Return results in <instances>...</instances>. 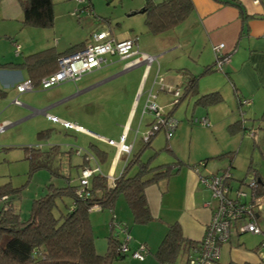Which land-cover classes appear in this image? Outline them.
Returning a JSON list of instances; mask_svg holds the SVG:
<instances>
[{
  "label": "crops",
  "instance_id": "obj_1",
  "mask_svg": "<svg viewBox=\"0 0 264 264\" xmlns=\"http://www.w3.org/2000/svg\"><path fill=\"white\" fill-rule=\"evenodd\" d=\"M18 1L0 0V40L1 35H4L7 40L8 36L14 38L12 41L10 38L9 43L6 41L0 43L5 50V53L0 56V64L20 62L24 55L48 46H53L57 52H64L69 48L76 50L91 32L101 30L95 28L86 35L84 40L69 39L60 42L57 39L53 42L51 38H46L49 31H45L44 28H22L20 26L22 9ZM238 2L242 5L243 11L225 0H192L194 8L182 22L170 30L152 34L146 42H138V34L135 33L138 29L132 23L128 26L119 24L114 28L108 27L110 34L116 40L136 39L139 53L124 57L106 54L105 62L100 67L85 73L75 82L64 81L57 84L61 85L60 101L62 105H65L61 112L63 111L66 116L62 119L73 123L76 126L74 129L96 137L105 145L107 143L104 139L107 137L118 141L121 135L125 134L123 143L130 146V151L122 150L118 154L117 148L114 147V154L110 155V159L107 156L104 162L107 163L109 159L108 165L105 164L106 173L100 166L104 175L112 174L114 178L119 176L124 161L136 151L134 149L138 136L142 140V136L148 129L152 114L143 110L148 93L156 95V101L166 111L174 101V94L169 87L176 88L180 92L178 83L184 86L188 75L200 74L197 82L198 93L219 90L223 96L221 102L208 107L186 105L183 114L186 115L185 119L190 124L192 123L191 118L204 115L211 121L209 127L211 131L217 133L221 131L223 123L238 120L235 117L236 114H230V116L229 113L226 114L221 105L227 102L226 98H231V94H233L241 117L245 114L244 107L249 108L248 117H254L261 109H264V0H238ZM142 8L131 6L127 10L129 14H133L142 12ZM92 15H95L93 7ZM118 23L116 21L115 24ZM52 33L55 34L54 31H51ZM14 41L20 45V49L18 53H14L15 59H11V46L14 48ZM218 43H223V52L230 56L229 62L222 65L221 69L212 68L213 45ZM5 47L8 48L7 52ZM21 53L24 54L21 59H18ZM142 53L157 55V61L147 64L140 55ZM168 57L170 58L167 59ZM176 58L177 60L173 61ZM172 61L173 63L170 64ZM180 65L182 72L177 73ZM205 66H209L210 69L202 73ZM159 76L162 77L161 82L158 80ZM27 78L28 73L24 68L0 67V93L4 95L8 92L11 95L10 91H13L14 95L19 94L18 98H20V94L25 91L18 93L16 84ZM14 84L15 88L12 86ZM33 90L31 92H34ZM37 93L43 94L42 91ZM241 98H248L251 102L240 106ZM48 101L51 99L44 102ZM58 102L59 100L44 108L51 109ZM14 105L20 112H30L31 106L29 105L24 103L21 104L22 106ZM73 106L77 111L71 108ZM42 109H34V112L43 113ZM31 115L26 114L18 121L29 118ZM1 116L6 118L4 112ZM71 116L75 118H70ZM178 116L182 117L180 111H178ZM80 121L95 126L96 130H91ZM183 122L184 120L181 124ZM174 133L168 140L170 146L166 144L164 148L169 149L174 157H178L174 149L179 141V132L175 137ZM153 139L154 137L151 143ZM227 147L230 148H225L220 144L218 148L212 146L204 152L191 153L186 158L187 162L179 160L181 164L178 166L172 160L165 162L173 163L170 167L175 165L177 168L167 177L145 187L146 202L153 217L146 223L133 221L131 210L123 195L117 197L113 210L101 209L97 206L90 208L91 223H96L94 227L96 229V239L94 238L96 251L98 253L106 251L110 235L115 236L118 241L123 239L124 233L112 224L115 222L128 227L132 235L129 243L131 249L134 248L136 241H142L147 246L149 254L142 260L130 258L128 261L130 264H163L165 261L157 258V250L168 227L177 223L181 241L175 258L171 261L175 264L178 256L181 255L177 264H185L188 255L202 238L212 211L217 206L216 199L211 197L210 189L199 182L198 172L202 174L219 173L229 167L231 168L229 181L232 188L234 182L238 187L245 179V177L240 179L234 177L232 173L233 149L232 146ZM86 156L84 154V160H92ZM199 161L201 164L196 171L193 166ZM245 173L247 176V172ZM235 229L228 241L220 246V263L264 264L259 245L261 235L248 232L247 235L240 236L247 231Z\"/></svg>",
  "mask_w": 264,
  "mask_h": 264
},
{
  "label": "trees",
  "instance_id": "obj_2",
  "mask_svg": "<svg viewBox=\"0 0 264 264\" xmlns=\"http://www.w3.org/2000/svg\"><path fill=\"white\" fill-rule=\"evenodd\" d=\"M225 2L233 4L243 11V7L238 0H225ZM19 3L22 9V17L20 19L22 28L47 29L53 26L54 8L52 0H19ZM88 5L91 9L87 12L92 13L90 0H88ZM85 7L87 5L82 8L86 9ZM193 8L192 0H145L142 12L146 30L152 34L170 30L182 22ZM10 38L8 36V39ZM88 38L80 44L79 48L83 47ZM10 40L12 41L14 38ZM72 51L74 49L71 50L69 48L64 52H57L53 46H48L24 55L20 62L3 63L0 64V67L18 66L24 68L33 85L37 86L43 76L57 69L58 57ZM209 69V66H205L202 73ZM199 75H188L182 92L180 91L178 95H174L171 107L166 111L163 109L164 115L172 116V112L187 96L189 98L193 97L192 106L208 107L223 100L222 93L219 90L198 93L197 82ZM154 101L159 105L156 101V95L154 96ZM242 105L240 103V106ZM143 110L150 112L144 107ZM150 113L152 114V112ZM201 117L207 118L204 115ZM201 117L195 116L191 118V121L200 123ZM207 120L209 124L202 125L210 127L211 122L208 118ZM153 123L152 114V121L149 123L148 128ZM228 128L232 132L237 130L245 131L247 129L244 118L228 123ZM159 129L160 127L157 126L146 140L142 139V144L134 153L127 157L121 173L114 178L113 182H109L102 171H94L88 177V184L83 187L82 195L80 196L77 194V190L81 186L80 173H78L77 184L67 182L64 187H56L50 184L48 192L32 201L30 214L26 219L20 217L12 202V199L17 195V189L0 186V264H111L114 260L125 257L126 254L121 253L117 249L121 241H118L113 235L108 238L105 252L98 253L96 251L94 234L89 219L90 208L93 205H97L101 209L113 210L117 197L123 195L135 223H146L153 218L148 209L144 189L149 184L167 177L172 171H176L177 168L175 165L170 167V164L173 163L152 164L153 159L157 155V150L153 151L146 159L142 158L145 149L151 147L152 138ZM91 145L95 148L97 162H105L107 151L98 145ZM25 149L28 152L26 157L30 159L32 170H34L40 166L37 162L38 159H35L40 147L26 146ZM179 160L177 159L174 162L176 166L181 164ZM86 162L84 160L80 167L82 168ZM198 163H201V161ZM251 170L255 169L250 164L246 172ZM255 173L259 176L256 170ZM259 178L256 193L261 192L262 184H264V179L260 176ZM243 181L245 182L246 179H243ZM63 197H69L71 204L65 213L55 216L53 210L57 206L56 201ZM180 241L179 225L173 223L168 227L159 245L156 253L157 258L159 260L162 258V261L173 264L171 260L175 258Z\"/></svg>",
  "mask_w": 264,
  "mask_h": 264
},
{
  "label": "rangeland",
  "instance_id": "obj_3",
  "mask_svg": "<svg viewBox=\"0 0 264 264\" xmlns=\"http://www.w3.org/2000/svg\"><path fill=\"white\" fill-rule=\"evenodd\" d=\"M52 1L54 8V24L51 28H47V30L45 28L44 30L49 31L46 38H51L53 42L57 39H59L60 42H65L69 39L84 40L86 35L95 28L108 30V27L114 28L119 24L128 26V24L131 23L138 29L135 30V33L138 34V42H146L148 37L152 36V33L148 32L145 28L143 13L137 12L129 14V10H127L131 6L138 7V9L143 7L144 5L142 4L145 0H90L95 15H92V13L82 8L88 5V0ZM116 21L119 22L117 25L115 24ZM51 31H54L55 34H51ZM1 37L0 43L5 41L9 43V39L7 40L4 35H1ZM5 48L7 52L8 48ZM11 51L10 58L15 59V48H13V46H11ZM2 53H5V50L4 46L0 44V56ZM23 54L24 53H21L18 59H21ZM169 58L170 57L167 59ZM175 60H177V58L173 61ZM173 61L170 62V64H172ZM164 69L165 68H163V70ZM181 72L180 65L177 69V73ZM12 86L14 87L15 84ZM60 86L61 85H55L45 89L35 88L33 90L34 92L25 91L20 94V101L31 106V108H29L30 112H20L16 108L17 106L12 103L14 97L19 94L14 95L13 91H10V93H12L11 95L8 92L4 93V95L0 93V115L4 112V116H6V118L3 116L0 117V126H3L0 130V186H8L17 189V195L12 199V202L16 211L19 212L20 217L23 219L28 218L32 201L48 192L50 184L56 187H64L67 182L71 184L78 183V173H80L79 171L81 170L80 164L84 162V154L88 151V153L94 155V159H96L95 148H93L91 144L98 145L105 149L109 159L110 155H113L115 152V146L105 145L96 137H91L88 133H82L74 128H64L59 122H53L48 119L44 113L34 112V109L40 110L46 105L59 100L53 108L44 109L58 118H64L66 115L63 111L61 112V110H64L65 105H62L60 101ZM178 87L182 92L183 85L181 86L178 83ZM38 91H42L43 94H39L41 92L37 93ZM47 99H51V101L47 103L44 102ZM191 99L192 98H189V96L184 98L173 112V117L176 120L174 137L176 133L178 134L179 132V141L174 149L178 155V159L187 162L186 158L188 155L190 156L191 153L198 154L202 151L204 152L205 149L212 148V146L218 148L220 144L224 145L225 148H230L227 146H232L231 148L234 152L232 173L234 177L238 179L245 177L247 181L251 171L247 172V176H245V172L247 171L246 169H248V165L251 164L257 174L264 179V109H261L254 117H248L249 108L244 107L243 110H245V114L241 117L233 94H231V98H226L227 102H223L221 105H223L222 107L225 109V113H229V116L230 114H236V119L245 118L244 123L247 129L245 131L237 130L232 132L228 128V123L230 122H227L223 123V126L221 125V131L216 133L211 131L209 127H205L194 121L190 124L185 119L186 115L183 114V111L186 110V105L192 104ZM71 108L77 111L76 107L73 106ZM162 108L165 110L164 107ZM178 111L182 114L181 118L178 116ZM26 114L32 115L29 118L18 121L19 118ZM196 116L201 117L198 115ZM70 118H75V116H71ZM183 120L184 122L181 124ZM80 122L91 130H96L95 126L82 121ZM109 138L110 137H107L106 139ZM169 139L165 137L163 128H160L154 136L151 147L145 149L142 158L146 159L153 151L157 150V155L153 159L152 164L164 163L168 160L176 161L177 158L174 157L169 150L164 148L166 144L170 146L168 143ZM141 144L142 140L140 136H138L134 150ZM26 146H40V150L37 152L38 155L35 156L40 166L34 170H32L30 159L26 157L28 154L25 149ZM79 148L82 151L77 153L76 150ZM122 155H124V153H122ZM109 159L107 163L97 162L96 159V162L105 173V164L108 165ZM94 165L95 162L93 160H88L84 166L93 168ZM236 188L237 183L234 182L231 191L232 194H235ZM240 188L244 190L249 189L245 184H241ZM243 198H248V194ZM56 203L57 206L54 208L53 212L55 216H59L60 213H65L67 211V208L71 204V199L69 197L59 198ZM90 218L89 216V219ZM257 222L262 232H264V215L261 214L257 218ZM91 226L92 231L94 230V238L96 239V229H94L96 223H91ZM247 233L248 232H244L240 236L247 235ZM257 235H261V237L264 236V234ZM119 236L121 237V234ZM137 242L139 243L142 241H136V243ZM136 243L134 248L137 246ZM147 254H149L148 251L143 259ZM180 257L181 255L178 256L175 264L180 261ZM130 258H132L130 255H126L124 258L114 260L111 264H130L128 262Z\"/></svg>",
  "mask_w": 264,
  "mask_h": 264
},
{
  "label": "built area",
  "instance_id": "obj_4",
  "mask_svg": "<svg viewBox=\"0 0 264 264\" xmlns=\"http://www.w3.org/2000/svg\"><path fill=\"white\" fill-rule=\"evenodd\" d=\"M85 8L86 11L91 9L89 5ZM14 46L15 52L18 53L20 45L14 41ZM223 48V43L213 45V67L216 69H221L222 65L228 63L230 60L229 54L223 52ZM137 53H139V50L136 39L127 38L116 40L112 37L109 30L95 31L90 34L83 47L60 55L57 59V69L52 73L43 76L37 86L33 85L31 80L27 78L18 82L16 84V89L18 93H22L24 91H32L34 88H49L64 81L75 82L85 73L100 67L102 63L105 62L106 54H116L124 57ZM140 55L147 64L157 61V55L143 53ZM158 80L161 82L162 77L159 76ZM169 89H171L174 95H178V89L170 87ZM154 96L153 93L149 92L144 104V109L152 112L154 119L153 125L149 127L142 136V139L144 140L153 133V129L157 126L163 128L165 137L169 138L176 126L175 118L163 114V108L154 101ZM240 102L248 105L251 101L248 98H241ZM12 103L17 105L22 104L18 96L14 97ZM42 112L51 121L59 122L65 128H76V126L70 121L60 119L57 116L48 113L46 109H42ZM199 122L201 124H209V121L205 117H201ZM2 128L3 126H0V130ZM124 138L125 134L121 135L118 141L112 139L104 140L108 144L114 145L117 148V153L120 154L122 150L127 152L130 151V146L123 143ZM81 151V149L76 150L77 153H80ZM85 154L88 159H92L95 162V165L93 168L86 166L82 167L79 176L81 186L77 190L79 196L82 195L83 187L88 184V177L90 174L94 171H101L94 156L88 152ZM200 164L201 163L195 164L193 166L194 170L197 171ZM106 177L109 182H113L114 176H112V174H107ZM230 178L231 174L229 167L219 173L202 174L198 172L199 182L210 189L211 197L216 199L217 206L215 210L212 211L210 221L206 225L202 238L188 255L186 264H221L219 261L220 246L228 241L233 230H236L235 228L240 231H247L254 234H264L257 222V218L261 214L264 215V184H262L261 192L256 193L259 180L256 176L255 170H251L247 181H242L241 183L245 184L249 189H241V185H239L235 189V194H232L231 191L233 188L230 185ZM247 194L248 198H243ZM96 206L97 205H93L92 207ZM112 224L116 225L119 230L124 233V237L117 249L123 254L142 260L147 253L146 244L144 242H139L136 248L130 249L129 243L132 237L129 234L127 226L115 222ZM260 248L261 256L264 257V236H262ZM163 264L169 263L165 262Z\"/></svg>",
  "mask_w": 264,
  "mask_h": 264
},
{
  "label": "clouds",
  "instance_id": "obj_5",
  "mask_svg": "<svg viewBox=\"0 0 264 264\" xmlns=\"http://www.w3.org/2000/svg\"><path fill=\"white\" fill-rule=\"evenodd\" d=\"M84 167V166H83ZM82 169V168H81ZM81 171V170H80ZM257 177L259 178V176L257 175ZM129 231V230H128ZM262 239V238H261Z\"/></svg>",
  "mask_w": 264,
  "mask_h": 264
},
{
  "label": "water",
  "instance_id": "obj_6",
  "mask_svg": "<svg viewBox=\"0 0 264 264\" xmlns=\"http://www.w3.org/2000/svg\"><path fill=\"white\" fill-rule=\"evenodd\" d=\"M258 180H260V178H258Z\"/></svg>",
  "mask_w": 264,
  "mask_h": 264
}]
</instances>
